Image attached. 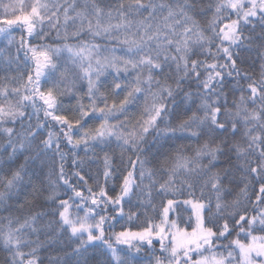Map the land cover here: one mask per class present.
<instances>
[{"label": "snow or ice", "instance_id": "obj_1", "mask_svg": "<svg viewBox=\"0 0 264 264\" xmlns=\"http://www.w3.org/2000/svg\"><path fill=\"white\" fill-rule=\"evenodd\" d=\"M0 37V204L27 187L48 209L5 218L7 264H264V0H0Z\"/></svg>", "mask_w": 264, "mask_h": 264}, {"label": "trees", "instance_id": "obj_2", "mask_svg": "<svg viewBox=\"0 0 264 264\" xmlns=\"http://www.w3.org/2000/svg\"><path fill=\"white\" fill-rule=\"evenodd\" d=\"M85 2V0H76L77 5H82ZM103 5H108L109 3L112 2V0H101ZM211 15V13H209V16ZM201 23H204V20H201ZM21 35L20 32H13V36L17 37V39L19 38V36ZM84 41H90L91 37L89 36H84L83 37ZM51 43V41H49ZM97 43H101L100 40L96 41ZM15 50V44H13L12 46H8L7 40L0 37V69H3L6 66V53L9 52H14ZM213 51H215V48H213ZM119 54V53H117ZM67 53H61V58L62 60L65 59L67 57ZM200 59H204V56H200ZM253 60H255V56L254 54L252 55L251 59H246V62L244 64H240V67L244 70L249 72L251 75H253L256 78H259V64L258 63H253ZM239 63V61H238ZM113 70H109L108 72H106L104 74V76L101 77V81L104 80H108L109 82H111V76L109 75L110 72H112ZM6 75H15V73H6L3 71H0V82L4 81V77ZM241 83H246L244 81H241ZM84 86L86 87V82H84ZM235 85H230L228 88V93H227V98H228V105L229 107L232 106L233 101H239V95L240 93L238 91H234L233 89L235 88ZM184 88L186 91L189 92H194L197 91L195 84H185ZM105 89H102V91H104ZM120 97H116V96H111L109 102L111 103L112 99H116L118 100ZM85 103H87V100H85ZM75 102H72V105L74 107ZM28 112H31V109H27ZM140 114V109H135L133 111H131L128 114L127 119L128 120H134L135 118H138ZM121 119H124L123 116H121ZM34 122V121H33ZM114 122V121H113ZM98 121H93L89 127H95L98 126ZM18 131H20L19 128H17ZM91 143V142H90ZM172 143L175 144L176 147H183L186 150H190L191 148L195 147V141L193 140H187V139H182V140H175ZM62 150L67 154L70 152V149L68 146H66L65 144L61 145ZM113 149L115 150V152H119L118 148H115V145H113ZM95 153V154H93ZM76 155L82 159H85L88 161L87 165H86V170L89 174L91 175H96L100 169L102 168V156L103 153L101 152L100 148H89L87 151L84 149V146L81 145L79 147V149L76 150ZM7 156L4 152V142L2 140V138H0V161L6 160ZM57 163L59 158L56 157ZM20 164H24V157L23 156H19L17 158L16 161V165L15 166H19ZM3 165L0 164V167H2ZM29 168H31V165L28 166ZM65 170L69 173L76 171L77 169H75V167L71 164V156H68L67 158V162L65 163ZM47 169L45 170V175L42 177V179H44L45 183H47L48 180V175H47ZM31 174V173H29ZM52 179L55 180L56 177L55 175L52 176ZM75 180V178H73V181ZM89 184L92 185L93 187H95L92 184V181H89ZM67 189V186H63L61 187L60 185H57V191L60 193L62 198H67L64 194L65 191ZM0 190H2V186H0ZM81 190H83V188H81ZM118 191V189H117ZM109 194H112L111 191L109 192ZM85 195H87V192L85 191ZM186 198V197H185ZM23 204V207H19V203ZM42 202V198H34L31 190L27 187H24L20 193H14L12 194L11 199H6L5 203L0 204V227H4L6 226V222H5V218L11 217L14 221L19 218L21 221H23V219L27 216H29L31 213L36 212V211H40V210H44L47 211L48 209H41L40 208V204ZM71 203V201H70ZM110 212V209H109ZM249 214H253L252 210L249 209ZM80 215H83V212H80ZM150 216L155 217V213L153 212H149ZM194 217H193V222H194ZM155 222H159L158 220H155ZM124 221H120V223L117 224L116 228L114 229L115 231H120L121 227L120 225L123 224ZM132 223L134 222H130L129 226H132ZM107 227V226H106ZM133 230H137L135 227H133ZM27 235V234H26ZM33 239L35 237H32ZM120 247H124V246H120ZM158 248V245H157ZM48 255V253L46 252H42L41 253V257L42 258H46ZM9 257V253L2 247L0 246V264H7V260Z\"/></svg>", "mask_w": 264, "mask_h": 264}, {"label": "rangeland", "instance_id": "obj_3", "mask_svg": "<svg viewBox=\"0 0 264 264\" xmlns=\"http://www.w3.org/2000/svg\"><path fill=\"white\" fill-rule=\"evenodd\" d=\"M3 2H4V3H7V2H8V0H3ZM225 43H227V42H225Z\"/></svg>", "mask_w": 264, "mask_h": 264}]
</instances>
